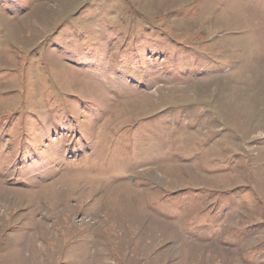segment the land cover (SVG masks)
I'll list each match as a JSON object with an SVG mask.
<instances>
[{
  "label": "rangeland",
  "instance_id": "rangeland-1",
  "mask_svg": "<svg viewBox=\"0 0 264 264\" xmlns=\"http://www.w3.org/2000/svg\"><path fill=\"white\" fill-rule=\"evenodd\" d=\"M0 264H264V0H0Z\"/></svg>",
  "mask_w": 264,
  "mask_h": 264
}]
</instances>
